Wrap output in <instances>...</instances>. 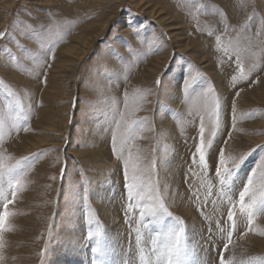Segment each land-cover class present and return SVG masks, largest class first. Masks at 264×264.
<instances>
[{
  "label": "rangeland",
  "instance_id": "rangeland-1",
  "mask_svg": "<svg viewBox=\"0 0 264 264\" xmlns=\"http://www.w3.org/2000/svg\"><path fill=\"white\" fill-rule=\"evenodd\" d=\"M161 7L166 12L159 15ZM0 33V122L10 126L18 118L21 129L5 136L3 148L15 160L39 157L26 187L8 206L14 215L8 220L11 231L3 233L4 264H56L57 259L65 264L62 239L73 228L76 234L84 230L83 244L90 248L89 209L106 234L108 220L115 229L122 223L121 233L130 237L126 245L135 252L138 209L127 208L123 160L112 146L115 108L118 104L123 111L125 92L130 110L140 104L128 119L147 121L137 133L133 155L139 150L146 158L142 167L155 161L159 194L185 222L204 264H220L221 256L234 257V264H264V236L257 234L264 231V216L244 235L247 224L237 214L233 243L223 251L226 237L220 231L229 227V208L220 199L215 175L221 149L225 157L249 153L235 182L242 188L264 155L259 147L264 146V0H0ZM252 36L256 43L249 48ZM233 49L239 51L247 79H241ZM210 87L220 99L221 127L208 150L205 173L193 156L201 115L208 125ZM169 119L182 146L173 138ZM173 166L182 172L183 196L197 216L195 222L200 221L201 242L194 241L196 223L184 218L187 210L181 201L178 209L167 202L172 194L167 174L174 180ZM112 185L120 188L110 195L119 211L110 205V215L102 217L104 195L98 190ZM233 198L238 200V192ZM247 236L255 239L248 242ZM68 241L73 250L74 242Z\"/></svg>",
  "mask_w": 264,
  "mask_h": 264
},
{
  "label": "snow or ice",
  "instance_id": "snow-or-ice-1",
  "mask_svg": "<svg viewBox=\"0 0 264 264\" xmlns=\"http://www.w3.org/2000/svg\"><path fill=\"white\" fill-rule=\"evenodd\" d=\"M224 15V13H220ZM211 34V33H210ZM4 34L0 33V38ZM218 48L221 46V38L216 37ZM256 43L255 36L249 37V48L254 47ZM225 54H228V48L225 47ZM237 55V67L240 71L241 79H247L248 73H245L244 67L240 61V54L237 49H233ZM54 58V57H53ZM264 66V65H261ZM257 64H253L252 70H256ZM190 77L185 80L184 90L187 92L190 86ZM236 78L233 77V80ZM46 82V81H45ZM2 83V82H0ZM158 85L160 81L156 82ZM211 94L210 102H206V116L208 125L205 123V115H201L199 125V143L193 156V163L199 165L202 172L209 169L208 150L213 146V140L217 131L221 127V103L219 97L214 95V89H208ZM149 93H143L138 97V101H143ZM238 95V94H237ZM9 96L15 99V93L9 91ZM124 109L120 110L118 104L115 108L114 127L112 134L113 152L119 153L118 159L123 160L124 175L127 182V208L129 211L138 209L139 226L135 229V244L139 254V264H204L198 256L196 250L192 247L190 237L187 233L185 222L178 216H174L169 211L164 202V198L159 194L158 182L153 180V170L155 161H148L146 166H141V161L146 159L137 150L134 156L132 148L135 147L140 127L147 121L129 120L130 115L140 109V104L130 110L129 94H124ZM9 107H12L10 102ZM16 107L19 108V101H16ZM234 111V110H233ZM233 129H235V115H233ZM210 125V127H209ZM12 130H21L18 118H14L10 126L0 122V204L3 211L0 212V264H4L5 256L3 254L5 231H11L8 225L10 216L14 213L8 210V206L15 199L16 193L26 187V177L35 167L34 160L39 157L23 161L15 160L8 155L3 148L5 136H11ZM27 131V128L23 129ZM209 135L206 137L205 132ZM231 137H229L230 139ZM119 144V148L117 145ZM264 152V146H259ZM249 153H242L240 156L225 157L221 149L218 155V164L216 168V178L219 183V196L221 201L228 204L227 221L229 227L221 229L226 237L223 251H228L229 245L233 243V233L238 227L237 214L242 222L247 224V231H253L252 225L255 224L256 218L264 216V155H262L256 167L248 175L242 188H237L235 182L238 179V173ZM198 156V159H197ZM15 160V163L11 161ZM229 163L231 167H229ZM191 171V170H190ZM56 179V177H52ZM238 192V200L234 195ZM211 193H209L210 195ZM168 220V222H166ZM89 225L88 239L91 244V264H110L111 256L115 248L111 238L102 231L99 221L93 215L91 209L88 212ZM95 225V228L92 226ZM147 229V233L141 230ZM257 234L264 236V231H257ZM150 245V248L147 247ZM42 258L45 253L41 252ZM122 264H132L131 260L123 261ZM220 264H234L233 259L225 260L220 257Z\"/></svg>",
  "mask_w": 264,
  "mask_h": 264
},
{
  "label": "bare ground",
  "instance_id": "bare-ground-1",
  "mask_svg": "<svg viewBox=\"0 0 264 264\" xmlns=\"http://www.w3.org/2000/svg\"><path fill=\"white\" fill-rule=\"evenodd\" d=\"M165 12H166V8L161 7L160 11H159V15H161V14H163ZM155 13L156 12H154V11L150 12L151 15H154ZM179 44H180V46H183L182 43L179 42ZM182 48H184V47H182ZM185 48L188 49L187 46ZM227 121H229V120H227ZM167 124L169 126L173 127V138H174L175 141H177L179 143V146H182V142L180 140V137L178 136V134H176V125L173 122H171L170 119L167 120ZM46 141H47V139H46ZM43 142L45 143L44 140L42 141V143ZM231 142H232V138H231L230 143ZM36 145L37 146L35 148H39V147H42L43 144H40V145L36 144ZM97 158L99 159V155H97ZM120 172L115 176L117 183H119ZM172 173L174 175H176L174 177V180H172L170 175L167 174V177H168L167 180H168L169 183L172 184V194H170V197L168 198L167 202H169V204L171 206H173V207L178 209L179 208L178 205H179V203L181 201V203H182L181 208L183 207V208H185V210H187V212L182 210L183 213L186 214L184 218L188 222L191 219V224H193V225H194V223H196V228L197 229H196L195 233L198 234V235H197V238L195 240L193 238V240L196 241V242L198 240H200V242H201L202 239H203L204 233L200 232V226L198 225L200 223V221H196L195 222V220L197 219V216H196L193 208L187 206L186 202L188 200L185 199L186 195H184L187 192L185 193V191H184L185 189H184V184H183V178H180L182 180V182H180L179 177H178V175L182 174V172L181 171L178 172L177 171V167L173 166L172 167ZM117 183H116V185H117ZM119 190H120L119 187L116 188L113 185H112V187L103 188V189L98 190L99 193H102L104 195L103 196L104 197V201L101 204V207H99V210H100V213H101L102 217H107L108 215H110V205L113 206V207L115 206V210L119 211L118 203L114 200V198H112L110 196L113 193V191L119 192ZM106 196H107L108 199H106ZM190 214L192 215V217H190ZM118 217H120V216H118ZM218 221H220V220H218ZM107 226H108L107 227V231H108L107 236L111 238V242L113 243L114 248H115V251H114L113 255L111 256V259L114 258V257L116 259V260L113 259V261L115 260L114 262H112L110 260V264H118L120 262L122 263L123 261H127V260H131L132 262H134L132 264H139V254H138L137 246L134 248L135 249V252H134L133 249L129 247L130 244L126 245L127 244V240L130 237L124 238L125 237L124 233H121V231L124 232L123 229L125 228L124 226H122V223H121V228H116L115 229V228L112 227V221L110 219V220L107 221ZM218 230H217V232H218ZM76 232H77V228L70 229L68 234L62 239V242L65 245V250H66V252L68 254V255H65L64 258H63L64 263L65 264H91V247L87 248L85 246V244H83L84 243L83 242L84 241V234H85V233H83L84 230H82V232L80 231L79 234H76ZM216 234H218V233H216ZM247 239H248V242H252L253 239H255V238L251 237V236H247ZM68 240H72L74 242L73 250H72L71 244H70V242ZM213 243H214V241H213ZM148 246L150 248V245H148ZM135 256H137V257H135ZM58 263H59V260L57 259L56 260V264H58ZM246 263H248V262H246Z\"/></svg>",
  "mask_w": 264,
  "mask_h": 264
}]
</instances>
